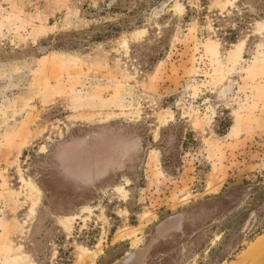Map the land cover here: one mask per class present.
I'll return each mask as SVG.
<instances>
[{
    "label": "rangeland",
    "instance_id": "1",
    "mask_svg": "<svg viewBox=\"0 0 264 264\" xmlns=\"http://www.w3.org/2000/svg\"><path fill=\"white\" fill-rule=\"evenodd\" d=\"M261 186L264 0H0V264H228Z\"/></svg>",
    "mask_w": 264,
    "mask_h": 264
},
{
    "label": "trees",
    "instance_id": "2",
    "mask_svg": "<svg viewBox=\"0 0 264 264\" xmlns=\"http://www.w3.org/2000/svg\"><path fill=\"white\" fill-rule=\"evenodd\" d=\"M188 10V9H187ZM186 16H188V14H186ZM122 29H125V28H121L117 25H113V26H109L107 28V31L105 34H102V33H98L96 35V39H98L97 41H101V40H108V39H115L119 36V34H121L122 32ZM238 31V30H237ZM237 31H232V32H228L229 33V36L225 38V43L230 45V44H233L236 42L237 40ZM100 39V40H99ZM249 44V41L246 43V47H245V50H247V46ZM60 43L59 42H56L54 44V47L56 48V50L59 49L60 47ZM173 126L170 125L167 127V129L169 130L170 128H172ZM231 127V122L229 120H225L224 123L222 124V127L221 129H219L220 131L218 132L220 135H224L228 132L229 128ZM165 128L163 129V132H165ZM178 137V136H176ZM186 139L189 140V134L186 135L185 137ZM192 144L196 145V142H193ZM167 163V159L163 158V166L165 167V164ZM200 163V164H199ZM198 164H196V178L199 180V183L196 184L198 187L200 188H203V182L205 179H203V174H202V178H200V175L202 173V171L204 172L206 170V166L205 168L203 167L205 164L202 161H200ZM166 172V170H165ZM170 174H172V172H170ZM205 176V175H204ZM259 189V192L257 194V197L259 200H263L264 199V186H261V188H258ZM223 194H218V195H213V196H207L204 198L203 201H200L198 202V204H214V205H217L219 201H221V198H222ZM229 224H231L229 222ZM227 225V226H223L221 230H219L218 232V235L221 236L220 239V246L221 245H225V244H228V243H231V248L230 250L232 249H235L237 248L236 245L237 243L239 244V241H238V236L235 237L237 235V231L236 229L234 230L233 228V225ZM228 231V232H226ZM259 235L261 234L258 233ZM235 238V239H234ZM233 239V240H232ZM232 240V241H231ZM230 241V242H229ZM121 256H116V257H113L112 259H109L108 261L105 260V256H101L98 258V261L96 264H112L114 263L116 260H118ZM226 257V255H222L221 258H220V262H222L224 260V258ZM126 262H128V259H125L124 261L120 262L119 264H126Z\"/></svg>",
    "mask_w": 264,
    "mask_h": 264
},
{
    "label": "bare ground",
    "instance_id": "3",
    "mask_svg": "<svg viewBox=\"0 0 264 264\" xmlns=\"http://www.w3.org/2000/svg\"><path fill=\"white\" fill-rule=\"evenodd\" d=\"M211 186V185H210ZM213 188V187H212ZM215 190V189H214ZM264 249V235L261 236L249 249L245 251V255L250 258H259L260 253ZM93 257V255H92ZM92 257L80 258L78 264H85L86 261H90ZM261 257V256H260Z\"/></svg>",
    "mask_w": 264,
    "mask_h": 264
},
{
    "label": "water",
    "instance_id": "4",
    "mask_svg": "<svg viewBox=\"0 0 264 264\" xmlns=\"http://www.w3.org/2000/svg\"><path fill=\"white\" fill-rule=\"evenodd\" d=\"M248 247L245 248L238 256H236L234 259H232L228 264H245V263L249 262L250 260L251 261H256L254 264H264V252L262 253L263 258H261L259 260H257L256 258L255 259L254 258H250V257H247L245 255V251L248 249Z\"/></svg>",
    "mask_w": 264,
    "mask_h": 264
},
{
    "label": "crops",
    "instance_id": "5",
    "mask_svg": "<svg viewBox=\"0 0 264 264\" xmlns=\"http://www.w3.org/2000/svg\"><path fill=\"white\" fill-rule=\"evenodd\" d=\"M210 185H211V186H210ZM208 186L211 188V189H210L211 191H215V190H216V185H215L214 183L209 182V183H208ZM212 187H213V188H212ZM214 189H215V190H214ZM263 235H264V234H262V235H260V236H263ZM260 236H259V237H260ZM255 241H256V240H255ZM255 241H254V242H255ZM254 242L251 244V246L254 244ZM251 246H250V247H251ZM263 252H264V249H263L262 252L260 253V254H261V255H260L261 257L259 256L258 260L261 259V258H263V256H262V253H263ZM249 262H251V264H252L254 261H251V260H250ZM76 263H77V262H76Z\"/></svg>",
    "mask_w": 264,
    "mask_h": 264
}]
</instances>
